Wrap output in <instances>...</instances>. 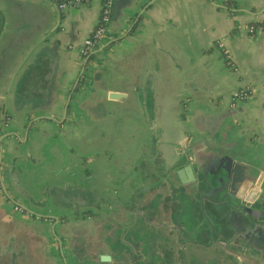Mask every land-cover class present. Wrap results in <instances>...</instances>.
I'll return each mask as SVG.
<instances>
[{
  "label": "crops",
  "instance_id": "1",
  "mask_svg": "<svg viewBox=\"0 0 264 264\" xmlns=\"http://www.w3.org/2000/svg\"><path fill=\"white\" fill-rule=\"evenodd\" d=\"M100 2L0 0V264H264V0H112L83 67Z\"/></svg>",
  "mask_w": 264,
  "mask_h": 264
},
{
  "label": "trees",
  "instance_id": "2",
  "mask_svg": "<svg viewBox=\"0 0 264 264\" xmlns=\"http://www.w3.org/2000/svg\"><path fill=\"white\" fill-rule=\"evenodd\" d=\"M89 56H91V54ZM86 212H89V211H86ZM144 226H146V227H144V231H143L144 237L142 236L141 231H140L141 227L135 226V227H133V231L135 232V235L137 233H139L138 236H140L141 240L143 241V244L148 245L147 248H149V249H150V247L152 249L156 248V249L161 251L162 256L161 257L155 256L152 259L153 264H154V262H158V264H175V262H174L175 259L173 256V252L175 250V246H174L175 243L172 241L169 242L167 240L168 236L170 234H173L174 229L173 228H166L165 226H162V225H160V226H158V225H147V223H145ZM146 235L148 236V238H146ZM210 235H211V232L206 227H204L203 229H198L194 233L195 240L193 241V243H196V244L201 245V246H207L211 243L209 240ZM163 237H165L166 240H162ZM205 237H207V240L204 239ZM157 238H160V239L158 240ZM148 239H149V241L147 242ZM81 264H108V263L95 262L93 260L84 259V261ZM111 264H125V263L116 262V263H111ZM197 264H203V263L198 262Z\"/></svg>",
  "mask_w": 264,
  "mask_h": 264
},
{
  "label": "built area",
  "instance_id": "3",
  "mask_svg": "<svg viewBox=\"0 0 264 264\" xmlns=\"http://www.w3.org/2000/svg\"><path fill=\"white\" fill-rule=\"evenodd\" d=\"M53 1L55 2L57 9H59L60 11L63 10L65 6H67V4L70 2V0H53ZM111 6H112V0H101L100 9L96 22L94 26L91 28L89 34L74 46L72 44H68V47H74L76 49L80 57H84L88 55L91 52V50L98 44V42L103 38L105 31L107 29V24L111 12ZM252 28L253 26L250 25L248 27V30L252 31ZM215 44L220 48H222L223 44L221 42V39L216 40ZM222 51L223 53L225 52L224 49H222ZM250 93H251V89L247 87L239 88L233 92V97L237 99H243L249 96ZM7 124H8V118L1 117L0 129L5 128Z\"/></svg>",
  "mask_w": 264,
  "mask_h": 264
},
{
  "label": "water",
  "instance_id": "4",
  "mask_svg": "<svg viewBox=\"0 0 264 264\" xmlns=\"http://www.w3.org/2000/svg\"><path fill=\"white\" fill-rule=\"evenodd\" d=\"M102 47L103 46H101L99 49H101ZM90 54L86 55L85 58L83 59V67L85 65V62L89 58V55ZM74 85H75V83H74ZM71 91H72V89H71ZM66 105H67V102L65 103L64 110L66 109ZM176 174L178 176V179L182 183L189 182V181H192L194 179V174H193V170H192V167H191V164L190 163H186V164L178 167L176 169ZM98 258H99L100 261H109L110 260V255L108 253H102V254L99 255ZM62 259L64 260V257ZM64 264H66L65 261H64Z\"/></svg>",
  "mask_w": 264,
  "mask_h": 264
},
{
  "label": "rangeland",
  "instance_id": "5",
  "mask_svg": "<svg viewBox=\"0 0 264 264\" xmlns=\"http://www.w3.org/2000/svg\"><path fill=\"white\" fill-rule=\"evenodd\" d=\"M141 234L144 236V232H141ZM146 238H148L147 235H146ZM148 240H149V239H148ZM148 240H147V242H148ZM233 245H236V246L239 245V246H240L241 244H240V242L236 241V242L233 243ZM242 247H243V245L240 246V249H241V250H243ZM245 254L248 255L246 252H245ZM80 260H82V259H80ZM238 261H239L240 263H243V264H251V260H249V259H247V258H243V257H242V258H239Z\"/></svg>",
  "mask_w": 264,
  "mask_h": 264
}]
</instances>
